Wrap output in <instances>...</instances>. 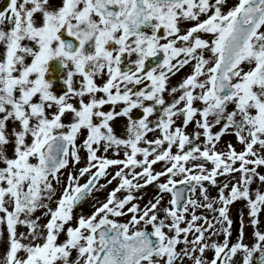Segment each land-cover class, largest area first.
<instances>
[{"label":"snow or ice","instance_id":"snow-or-ice-1","mask_svg":"<svg viewBox=\"0 0 264 264\" xmlns=\"http://www.w3.org/2000/svg\"><path fill=\"white\" fill-rule=\"evenodd\" d=\"M262 217L264 0H8L0 264H264Z\"/></svg>","mask_w":264,"mask_h":264},{"label":"rangeland","instance_id":"rangeland-1","mask_svg":"<svg viewBox=\"0 0 264 264\" xmlns=\"http://www.w3.org/2000/svg\"><path fill=\"white\" fill-rule=\"evenodd\" d=\"M3 2V0H0V5H1V3ZM133 59H134V57H133ZM183 72H182V75H178V76H176V77H173L172 79H171V81H170V84L171 85H177L181 80H182V78L186 75V74H188L189 72H190V69L189 68H185V69H183L182 70ZM184 75V76H183ZM182 76V77H181ZM78 87V86H77ZM167 98V97H166ZM65 122H67V121H65ZM114 130H115V132H116V134L119 136L120 135V133L124 130V128L122 127V120H117L115 123H114ZM191 127L188 129V131L189 132H191ZM149 138H151V136L149 137ZM229 140H231V142L235 145V140H234V138H232V137H225L224 138V142L226 143V142H228ZM236 147H237V150H239V146L238 145H236ZM81 155H84L83 153H81ZM156 168H157V170H159V166H156ZM111 171H113L114 172V169L113 170H111ZM222 179V178H221ZM84 181H82V183H83ZM101 183H105V181H101ZM114 185V184H113ZM113 185H109V188L107 189V190H105V191H102V192H100V193H95L94 195H96V196H98L101 200H104L105 198H106V196H107V194H108V191H111L112 190V188H113ZM115 186V185H114ZM253 188H255V185H253ZM210 190V192L212 193V195L213 196H215L216 195V191L214 190V189H209ZM147 193H148V195L147 196H145V199H144V201H141L140 203L143 205V203H146L147 202V200L149 199V198H151V196L154 194V189L151 187V186H149V188L148 189H146L145 190ZM118 195H120V194H118ZM167 199H168V197L166 196L165 197V203L167 202ZM91 203H92V201L91 200H89V201H87V202H85L84 204H83V206L82 207H80V208H78L77 209V212H83L84 214H89L90 212H91V207H90V205H91ZM242 204L241 203H239V202H237L236 204H234L233 206H232V208H231V212H230V216H231V218L233 219V228L235 227V219H234V216L237 218L236 220H238L239 218H238V216H237V210L238 209H242ZM235 213V214H234ZM40 213H37V215H39ZM244 221L246 222L247 221V212H246V210L244 211ZM248 222V221H247ZM249 229V228H248ZM233 231H235V229H233ZM235 237H236V231L235 232H233V240H235ZM63 238V237H62ZM209 255H211V253H209Z\"/></svg>","mask_w":264,"mask_h":264},{"label":"flooded vegetation","instance_id":"flooded-vegetation-1","mask_svg":"<svg viewBox=\"0 0 264 264\" xmlns=\"http://www.w3.org/2000/svg\"><path fill=\"white\" fill-rule=\"evenodd\" d=\"M163 32L161 30V33L160 35H162ZM61 35V39L62 40H65V41H68L70 40V38H68L63 32L60 34ZM162 56V54H161ZM55 61H58V60H55ZM54 61H51L50 62V65H49V70H51V73L49 74V76L47 77V81L49 83H51L53 85V91L56 93V94H62L64 91H66V88L60 83V81L63 79L64 77V73H65V69L62 67V65H60L63 69V72H62V75L60 78H56V75L57 73H52V64H53ZM59 62V61H58ZM103 81L97 79V83L100 84L102 83ZM78 86V85H77ZM104 111H110L112 110V106H109V105H105L104 106V109H102ZM117 110H119L117 108ZM138 112H140V110H134L132 115L133 117L135 118L138 114ZM119 121L122 120V127L124 128V125L126 123V120L123 119V118H120L118 119ZM264 218V217H262ZM239 225H240V221H237V227L235 229L236 231V236L238 234V230H239ZM245 225H247V221L245 222ZM249 228V229H248ZM246 244H251L253 242V238H252V229L250 227H245V241H244ZM239 259V257L237 258Z\"/></svg>","mask_w":264,"mask_h":264},{"label":"water","instance_id":"water-1","mask_svg":"<svg viewBox=\"0 0 264 264\" xmlns=\"http://www.w3.org/2000/svg\"><path fill=\"white\" fill-rule=\"evenodd\" d=\"M7 3H8V0L5 1L4 4L2 5L1 11L6 9ZM160 62L161 61L159 59H157V58H155V63H153V60H149L147 62V65H146V70L150 69L151 67L156 66V64H158ZM61 72H62V69L60 67L56 68V66H55L54 68H52V73H57L58 75H60Z\"/></svg>","mask_w":264,"mask_h":264}]
</instances>
